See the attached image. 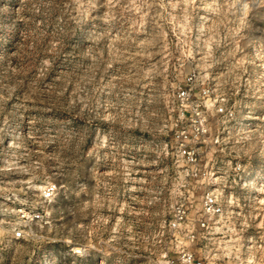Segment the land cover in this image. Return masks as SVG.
Segmentation results:
<instances>
[{
    "label": "clouds",
    "instance_id": "obj_1",
    "mask_svg": "<svg viewBox=\"0 0 264 264\" xmlns=\"http://www.w3.org/2000/svg\"><path fill=\"white\" fill-rule=\"evenodd\" d=\"M0 264H264V0H0Z\"/></svg>",
    "mask_w": 264,
    "mask_h": 264
}]
</instances>
